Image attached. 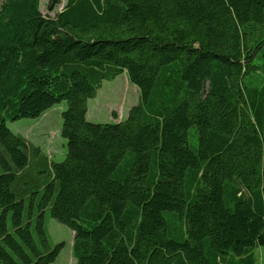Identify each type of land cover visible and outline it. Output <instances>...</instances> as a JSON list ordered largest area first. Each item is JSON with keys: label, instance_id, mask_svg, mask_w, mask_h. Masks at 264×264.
<instances>
[{"label": "trees", "instance_id": "trees-1", "mask_svg": "<svg viewBox=\"0 0 264 264\" xmlns=\"http://www.w3.org/2000/svg\"><path fill=\"white\" fill-rule=\"evenodd\" d=\"M263 24L264 0H4L0 264L56 259L47 214L74 264H264ZM123 71L138 101L89 121ZM61 101L64 158L27 184L44 157L6 120Z\"/></svg>", "mask_w": 264, "mask_h": 264}, {"label": "rangeland", "instance_id": "rangeland-1", "mask_svg": "<svg viewBox=\"0 0 264 264\" xmlns=\"http://www.w3.org/2000/svg\"><path fill=\"white\" fill-rule=\"evenodd\" d=\"M4 0H0V4ZM50 0H39L40 12L43 16H54L63 7L65 0H60L53 11L49 8ZM264 30V24L260 27ZM139 91L129 82L123 71L112 79L103 80L93 98L88 100L87 119L91 122H116L127 115L128 109L138 101ZM66 108L65 101L56 103L47 109L40 117H24L16 120H6L7 127L21 134L30 145L38 148V153L44 157L42 162L37 157L31 160L27 168V184H36L46 174V165L59 162L64 158L65 139L60 135L61 112ZM41 157V159H42ZM37 158V159H36ZM31 168V169H30ZM33 189H36L34 187ZM46 228L51 244L63 243L56 259L49 264H74L71 253L73 232L65 224L50 217L45 218ZM176 227V225H175ZM255 264H261V252L255 248Z\"/></svg>", "mask_w": 264, "mask_h": 264}]
</instances>
